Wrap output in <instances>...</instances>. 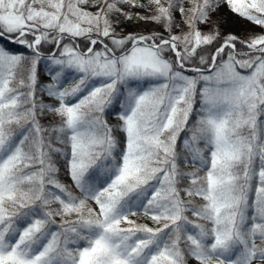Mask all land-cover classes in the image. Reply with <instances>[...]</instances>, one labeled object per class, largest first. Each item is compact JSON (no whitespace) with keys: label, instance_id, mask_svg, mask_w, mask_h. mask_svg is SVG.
<instances>
[{"label":"snow or ice","instance_id":"snow-or-ice-1","mask_svg":"<svg viewBox=\"0 0 264 264\" xmlns=\"http://www.w3.org/2000/svg\"><path fill=\"white\" fill-rule=\"evenodd\" d=\"M187 3L0 0L30 50L0 44V264H264V31L199 27L226 4L264 29V0ZM123 5L167 35L117 33Z\"/></svg>","mask_w":264,"mask_h":264},{"label":"trees","instance_id":"trees-1","mask_svg":"<svg viewBox=\"0 0 264 264\" xmlns=\"http://www.w3.org/2000/svg\"><path fill=\"white\" fill-rule=\"evenodd\" d=\"M141 2L146 3L147 0H141ZM184 6H185V8H187L189 6L187 3V0H185ZM122 7L124 8V11L130 12L132 14L133 19L128 20V19H125L123 16L113 17V25H114L117 33H119L120 35H127L129 33H132V34H150L151 32H153L149 29H143V30L138 29L145 22L152 23L148 20L136 19L137 14H139L141 16L151 15V12L148 9H145V8H129L127 5H123ZM92 10L94 11L95 9H92ZM175 20L180 22L179 27H177L175 29L176 34H179L181 30L187 31V27L185 24H183L182 18H181L179 13L175 14ZM210 20H211L210 24H207V25L201 24L199 26L200 30L202 32H209V31L213 30V28H215V30L219 32L221 37H225V36H228L231 34V35H235V36L239 37L240 39H244V38L248 37L250 34L260 33L261 31H264V29H261L259 26H257V28H254L251 24H249L250 23L249 21L244 20V19L238 17L237 15L233 14L228 9L226 4H221L220 7L217 8L211 14ZM152 24H154V23H152ZM154 25H156L158 28L156 30V32L167 35L165 30L161 26H159L157 24H154ZM77 43H79V45L82 49L87 47V45L79 39L77 40ZM0 44H4L7 49H9L10 51L15 52V53H22V54L27 55L30 51V50L26 49L25 46H23V45L13 44L11 42H7L4 40H0ZM214 46L215 45L209 46V47H214ZM96 47L99 48L100 46L97 45ZM239 47L240 46L237 45L238 49H239ZM49 50L57 51L51 45H45L43 48L45 55L48 54ZM57 55H58V51H57ZM49 67L52 68L53 72L56 71V66L50 65V62L47 60H42L40 65L37 67V95H38L39 100H42L44 103L53 104V103H56V101L53 98L48 97L46 94H43L40 92V89L43 85H47V84L53 82L52 81V75L49 74ZM68 75L71 76V75H75V74L69 73ZM106 118L108 119V122L110 125L114 126L117 123L116 118L114 116L109 115ZM52 120H53L52 114H48L46 117L41 119V123L44 125H47L48 123L52 122ZM62 172H63V170H62ZM65 177H66V175L62 174L60 176L61 181L64 183H70L68 180H66ZM140 222H148V221H146L145 218L140 217Z\"/></svg>","mask_w":264,"mask_h":264},{"label":"rangeland","instance_id":"rangeland-1","mask_svg":"<svg viewBox=\"0 0 264 264\" xmlns=\"http://www.w3.org/2000/svg\"><path fill=\"white\" fill-rule=\"evenodd\" d=\"M245 20V19H244ZM251 24L254 28H257V26L253 25L252 23H249ZM139 30H143V29H149L151 31H156L158 28L156 25L152 24V23H149V22H145L142 24L141 27L138 28ZM66 180H68L70 182V180L68 179V177L66 176L65 177Z\"/></svg>","mask_w":264,"mask_h":264}]
</instances>
